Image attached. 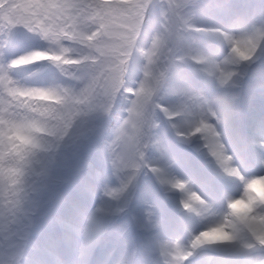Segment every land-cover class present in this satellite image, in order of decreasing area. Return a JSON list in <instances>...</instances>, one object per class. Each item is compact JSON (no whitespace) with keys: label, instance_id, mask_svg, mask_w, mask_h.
I'll return each mask as SVG.
<instances>
[{"label":"clouds","instance_id":"clouds-1","mask_svg":"<svg viewBox=\"0 0 264 264\" xmlns=\"http://www.w3.org/2000/svg\"><path fill=\"white\" fill-rule=\"evenodd\" d=\"M141 2L147 7L136 16L134 44L123 50L118 88L106 80L90 87L113 57L66 40L47 52L63 53L61 66L55 63L63 81L33 87L8 74L7 84L0 79V264H80L65 257L71 237L62 216L48 217L38 240L33 229L63 154L98 137L118 106L124 111L106 149L116 183L103 189L93 225L102 238L107 220L122 215L121 235L131 227L141 241L115 264H191L201 254V264H264V107L251 94L255 81L264 96V18L253 19L233 0ZM10 7L11 0L0 4V14ZM124 7L117 31L135 11ZM78 27L91 33L98 25ZM27 56L13 65L32 63H14ZM161 121L179 148L160 135ZM157 189L162 200L152 198ZM63 204L61 196L55 206Z\"/></svg>","mask_w":264,"mask_h":264},{"label":"rangeland","instance_id":"rangeland-1","mask_svg":"<svg viewBox=\"0 0 264 264\" xmlns=\"http://www.w3.org/2000/svg\"><path fill=\"white\" fill-rule=\"evenodd\" d=\"M233 3L236 6L245 8L255 20L262 18L259 16L260 14L264 15V3H262L261 0H233ZM0 34L3 35L0 36V67L6 69L7 74L13 79L25 86L37 87L38 83L42 85H54L59 82L60 77H63L60 68L49 60H37L28 65L21 66L13 65V61L20 56L30 55L34 52H52L54 50L53 43L45 39L40 33L30 31L18 25L11 29L0 31ZM23 38L38 41H28L16 45L17 40ZM7 49H13L14 52L12 54H5ZM39 73L40 75H37ZM25 77H29V79L25 80ZM53 77H55V81ZM33 80L35 82H33ZM29 81H32V83ZM251 94L255 107L257 109L264 107V96H261L259 90L255 87V81L252 82ZM123 111V107L118 106L109 120L103 123L102 133L98 137H94L85 142L79 148L68 150L66 152L65 162L60 159L56 170V186L50 193H45L43 197V199L47 201V205L43 210L45 215L33 229L34 240H38L46 227L47 230L50 227V225H48V217L60 215L66 222V225L64 224L63 226V232H65V228H67L68 231L75 230L76 235L73 237L78 241L83 238L87 241L90 235H94L96 241L101 240L99 244L101 248L99 249L102 250V252L98 256L99 264H102L106 258V254H108V251L111 250L114 245L120 249L117 256H115V262L127 260L133 249L139 246L136 244V240L138 244H140L141 237L133 228L129 227L126 234L123 236L121 235V232L126 226L125 222L127 218L125 216L114 215L107 220V230L105 233H107L108 236L105 240L99 237L93 228V218L101 207L103 189L113 186L116 183L106 149L111 140L113 126L119 123L122 118V113L120 112ZM162 128L163 130L159 131L162 137L171 134L170 128L164 121H161V129ZM92 159L95 161L93 164V173L87 175V172L83 171V169ZM75 163L80 164L79 170L77 169L75 171L77 173H71ZM82 167L83 169L81 170ZM97 173H99V175H97ZM65 179H69V182L65 183L61 188L60 186ZM86 185L94 186V190L91 192L86 191ZM61 196L64 198V202H70L69 204H74L71 201H74L75 198L78 201L84 200L86 202L84 203L83 209L78 214L77 210L71 209L65 203L63 207L60 208L55 206L57 199ZM152 198L162 200V196L158 190L153 191ZM76 214L79 215L78 218L75 217ZM90 230L91 233L89 232ZM4 251V245L2 243L0 253ZM84 253L83 248H81L79 256H82ZM205 255L206 254H201L190 258L191 264H201Z\"/></svg>","mask_w":264,"mask_h":264},{"label":"snow or ice","instance_id":"snow-or-ice-1","mask_svg":"<svg viewBox=\"0 0 264 264\" xmlns=\"http://www.w3.org/2000/svg\"><path fill=\"white\" fill-rule=\"evenodd\" d=\"M6 0H0V4ZM134 4L135 11L133 15L127 17L123 24V31H117L114 28L116 20L125 13V4ZM146 3L141 0H11L10 9L0 14V29H11L15 26L40 33L45 39L59 44L61 41L80 42L94 47L100 56H111L114 58L112 63L101 64L98 74L93 77L90 87H103V81L108 82L112 89L119 87L123 65L126 63L125 48L131 49L136 40V22L137 15H143V9ZM95 21L97 29L91 33L82 32L78 25L84 21ZM103 37H109L105 40ZM96 41L95 44H92ZM161 43L157 42L153 49L147 54L149 63L152 57L160 50ZM68 51V49H64ZM61 56H48L47 52H34L20 61H37L48 57L58 66H61ZM83 59L97 60L95 56L84 57ZM7 84V71L4 69L3 76ZM10 91L15 92L14 89ZM143 91V89H141ZM39 95H52L49 92H39ZM139 96L140 93L138 92ZM136 101H134L133 111L135 112Z\"/></svg>","mask_w":264,"mask_h":264},{"label":"bare ground","instance_id":"bare-ground-1","mask_svg":"<svg viewBox=\"0 0 264 264\" xmlns=\"http://www.w3.org/2000/svg\"><path fill=\"white\" fill-rule=\"evenodd\" d=\"M38 87H42V86H38ZM43 87H48V86H43ZM90 233H91V230L89 231ZM91 236V235H90ZM90 236H88V238H90ZM74 241L72 240V241H70V243H73ZM89 241L87 240L86 242H85V245H84V247L86 248L87 247V243H88ZM89 244V243H88ZM85 248H83V249H85ZM73 249H74V251H76L77 249H78V247H73Z\"/></svg>","mask_w":264,"mask_h":264}]
</instances>
